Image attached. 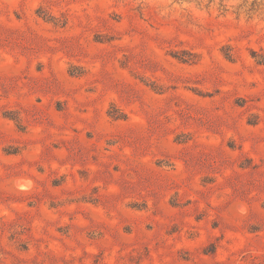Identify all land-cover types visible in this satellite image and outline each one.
Returning a JSON list of instances; mask_svg holds the SVG:
<instances>
[{
    "label": "rangeland",
    "instance_id": "rangeland-1",
    "mask_svg": "<svg viewBox=\"0 0 264 264\" xmlns=\"http://www.w3.org/2000/svg\"><path fill=\"white\" fill-rule=\"evenodd\" d=\"M0 264H264V0H0Z\"/></svg>",
    "mask_w": 264,
    "mask_h": 264
}]
</instances>
